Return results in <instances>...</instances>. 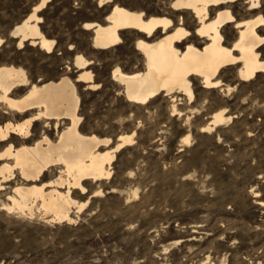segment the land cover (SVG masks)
<instances>
[{
    "label": "rangeland",
    "instance_id": "374dc122",
    "mask_svg": "<svg viewBox=\"0 0 264 264\" xmlns=\"http://www.w3.org/2000/svg\"><path fill=\"white\" fill-rule=\"evenodd\" d=\"M37 1L0 0V65L21 67L29 83L62 75L75 81L80 70L74 59L80 53L98 83L88 88L75 81L80 130L109 138L100 150L113 148L120 135L134 134L114 152L109 177L85 181L84 192L71 189L77 202L88 199L80 210L72 207L71 223L48 221L38 211L30 216L6 210V192L15 179L0 177V264H264V71L244 81L235 75L236 67L227 66L222 85L211 88L195 79L192 101L163 92L145 103L129 101L112 71L144 69L137 34L122 31L121 42L97 49L93 31L84 27L102 23L112 2L50 0L37 12L42 32L55 40L47 52L28 42L19 47L11 34ZM260 2L251 15L264 17ZM126 3L168 8L167 0ZM248 8L245 0L231 4L241 17L248 16ZM186 28L194 32L192 18ZM235 31L232 25L224 30L229 43ZM259 33L264 36V30ZM258 50L264 59V44ZM27 88H15L12 96ZM173 105L179 113L172 112ZM219 109L231 119L201 132ZM8 111L0 103V124ZM41 128L32 127V140ZM5 147L0 141V152ZM57 174L52 169L43 179Z\"/></svg>",
    "mask_w": 264,
    "mask_h": 264
},
{
    "label": "bare ground",
    "instance_id": "6f19581e",
    "mask_svg": "<svg viewBox=\"0 0 264 264\" xmlns=\"http://www.w3.org/2000/svg\"><path fill=\"white\" fill-rule=\"evenodd\" d=\"M49 1L38 0L13 27L11 34L17 37L19 47L28 42L47 52L54 48L55 40L42 32V18L37 15ZM103 1L112 5L102 23H84L86 29L93 31V47L114 46L121 42V32L130 30L137 34L135 46L143 55L142 71L127 73L119 67L112 71L129 101L144 102L160 92L180 93L192 101L195 79L211 88L222 85L220 74L227 66L236 67L235 75L244 81L264 71V59L258 50L264 44V36L259 33L264 30V17L251 15L261 7L260 0H245L250 10L245 13L247 17L232 12L235 0H167L168 8L164 9L133 8L126 0H100ZM189 18L195 21L194 32L186 28ZM229 25L236 30L230 43L224 35ZM89 64L80 53L75 55L74 65L80 70L75 81L97 88L98 83L87 69ZM41 81L29 83L21 67L0 65V103L9 110V116L0 124V141H6L0 152V159L6 160L0 164V177L4 182L15 179L6 192L5 208L30 216L38 211L48 221L71 223L72 207L80 210L88 203V199L82 203L74 200L71 189L84 192L85 181L109 177L114 152L132 142L134 132L120 135L113 148L100 150L110 139L80 130V96L75 81L67 75ZM27 85L22 95L12 96L15 88ZM172 112L180 111L173 105ZM230 119L224 109H219L200 131L211 130ZM36 124L42 125L41 135L32 140V127ZM183 138L189 142L188 136ZM52 169L58 174L44 181L46 172Z\"/></svg>",
    "mask_w": 264,
    "mask_h": 264
}]
</instances>
